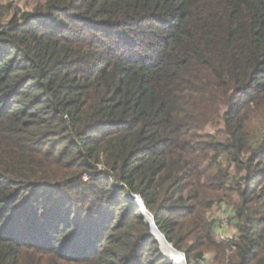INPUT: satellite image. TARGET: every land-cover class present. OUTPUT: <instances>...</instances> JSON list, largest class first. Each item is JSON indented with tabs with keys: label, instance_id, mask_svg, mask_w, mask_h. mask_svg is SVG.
<instances>
[{
	"label": "trees",
	"instance_id": "obj_1",
	"mask_svg": "<svg viewBox=\"0 0 264 264\" xmlns=\"http://www.w3.org/2000/svg\"><path fill=\"white\" fill-rule=\"evenodd\" d=\"M6 11L0 264H264V0Z\"/></svg>",
	"mask_w": 264,
	"mask_h": 264
},
{
	"label": "rangeland",
	"instance_id": "obj_2",
	"mask_svg": "<svg viewBox=\"0 0 264 264\" xmlns=\"http://www.w3.org/2000/svg\"><path fill=\"white\" fill-rule=\"evenodd\" d=\"M41 1L42 0H1L2 4L5 6L7 10L4 19L5 20L11 19L15 12H18L19 16L22 15L23 13L31 12L33 8ZM230 214L231 213L229 206L227 204H223L220 205V207L213 209L209 215L210 218L215 220L216 229L218 230V234L220 235L221 238L227 236H235L236 234L235 228L233 227L230 221V217H231ZM167 252L176 257L179 256L176 253H172V251L167 250ZM206 258L208 259L209 255H207ZM194 264H197V262H194Z\"/></svg>",
	"mask_w": 264,
	"mask_h": 264
},
{
	"label": "water",
	"instance_id": "obj_3",
	"mask_svg": "<svg viewBox=\"0 0 264 264\" xmlns=\"http://www.w3.org/2000/svg\"><path fill=\"white\" fill-rule=\"evenodd\" d=\"M138 205L140 206V208H141L143 214H144L145 217H146V220H147L148 224L150 225V228H151V234H152V235L156 238V240L159 242V244H160V249H161V251L163 252V254H164L165 256H167L168 258L172 259V257L169 256V255H167V254L164 252V250H163L162 242H165V244H166L167 246L170 247L172 253H176V254H178V255H179V258H180V260H181L182 257H183L182 254H181V252L175 250V249L172 247V245L166 241L165 237L159 232V230L157 229V227L155 226V224H154V222H153V218H152V216H151V215L145 210V207H144L143 202H142L141 199L139 200ZM174 264H178V262H174Z\"/></svg>",
	"mask_w": 264,
	"mask_h": 264
},
{
	"label": "built area",
	"instance_id": "obj_4",
	"mask_svg": "<svg viewBox=\"0 0 264 264\" xmlns=\"http://www.w3.org/2000/svg\"><path fill=\"white\" fill-rule=\"evenodd\" d=\"M131 198L138 204L139 203V200H140V198L137 196V195H131ZM139 206V205H138ZM140 207V206H139ZM223 239H231V238H233V236H227V237H222ZM181 254H182V259H181V261H182V264H187V262H186V256H185V254L184 253H182L181 252ZM167 257V256H166ZM168 258V257H167ZM170 259V258H169ZM173 264H174V262H172ZM179 264V263H178ZM197 264H205V262H204V260H198L197 261Z\"/></svg>",
	"mask_w": 264,
	"mask_h": 264
},
{
	"label": "bare ground",
	"instance_id": "obj_5",
	"mask_svg": "<svg viewBox=\"0 0 264 264\" xmlns=\"http://www.w3.org/2000/svg\"><path fill=\"white\" fill-rule=\"evenodd\" d=\"M162 246H163V248H165L166 247V245H165V242H162ZM176 255V254H175ZM179 257V256H178ZM172 262H174L172 259H170Z\"/></svg>",
	"mask_w": 264,
	"mask_h": 264
}]
</instances>
